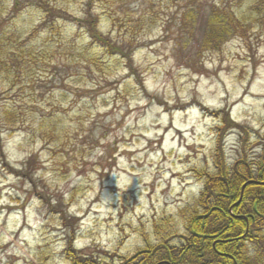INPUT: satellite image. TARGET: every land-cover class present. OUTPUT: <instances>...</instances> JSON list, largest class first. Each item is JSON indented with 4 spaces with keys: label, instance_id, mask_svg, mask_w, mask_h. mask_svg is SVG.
<instances>
[{
    "label": "rangeland",
    "instance_id": "rangeland-1",
    "mask_svg": "<svg viewBox=\"0 0 264 264\" xmlns=\"http://www.w3.org/2000/svg\"><path fill=\"white\" fill-rule=\"evenodd\" d=\"M198 1L203 16L211 3L224 2L251 18L220 49L202 51L206 18L179 35V15L191 0H127L126 11L135 18L147 14L135 54L145 91L114 58L108 59V78L82 66L64 71L56 43L52 60L59 71L37 62L16 84L23 91L12 102L25 123L12 137L0 135V264H71L64 253L71 236L53 209L77 230L75 249L108 264L154 243V222L168 221L185 235L183 212L204 188L198 173L213 169L222 110L248 132L224 133L220 145L228 164L243 154L264 158V0L256 12L250 11L256 0ZM69 2L70 11L81 9V0ZM2 4L8 29L27 33L40 24L38 10L9 15L11 0ZM71 26L68 33L87 44ZM124 32L115 26V35ZM37 46L46 48L44 40ZM42 121L58 126L61 148L40 130ZM32 157L37 162L29 170ZM6 165L22 172L26 167V180ZM32 172L52 211L32 192Z\"/></svg>",
    "mask_w": 264,
    "mask_h": 264
},
{
    "label": "trees",
    "instance_id": "trees-1",
    "mask_svg": "<svg viewBox=\"0 0 264 264\" xmlns=\"http://www.w3.org/2000/svg\"><path fill=\"white\" fill-rule=\"evenodd\" d=\"M178 1L174 0V4ZM262 1L256 0L250 11L256 12ZM69 3V0H11L9 15H18L24 8L36 9L41 15L36 28L20 33L5 25L4 17L8 12L0 0V135L12 137L25 123L24 114L17 103L12 102L14 96L23 91H17L16 84L23 83V79L37 67V62H48L52 70L59 71L52 60L55 43L58 46L59 67L64 71L70 70L71 66H82L91 73L108 78L111 69L108 59L114 58L124 64L129 78H135V85L144 89V81L140 79L135 64V54L141 47L138 35L146 30L147 14L135 18L126 11L129 6L127 0H81V9L76 13L70 11ZM200 4L198 0L186 3L179 15V35L190 34L198 21L206 18L205 29L201 30H207L203 35L202 51L220 49L251 18H246L244 13H236L224 2L211 3L208 15L203 16L204 6ZM196 5L200 8H194ZM70 24L75 33L83 32L87 44L78 42L75 34L68 33L67 26ZM115 26L124 28L125 32L115 35ZM40 40H44L46 48L37 46ZM190 107V104L182 105L180 109ZM201 109L209 112L204 107ZM220 116L221 126L215 132L219 138L213 152V169L198 173L204 188L192 208L183 212H188L187 218L185 216V235L171 228L168 221H162L163 224L154 222L156 241L133 256L123 257L119 264H264V158H246L242 153L243 157H237L230 166L220 145L221 138L229 128H237L242 135H248V132L234 125L229 110H222ZM57 128L51 121L40 123V130L59 149L63 141ZM36 162L37 158L32 157L26 167L29 166L30 170ZM6 167L11 175L26 180V167L24 172L9 165ZM32 177L34 172L27 180L32 192L42 205H47L45 197L37 192ZM52 212L61 218L66 234L70 233L64 253L71 264H108L106 260L87 254L89 252L77 251L74 247L77 234L74 225L66 224L61 210L53 209ZM76 221L71 219V222ZM104 255L113 256L109 252Z\"/></svg>",
    "mask_w": 264,
    "mask_h": 264
}]
</instances>
